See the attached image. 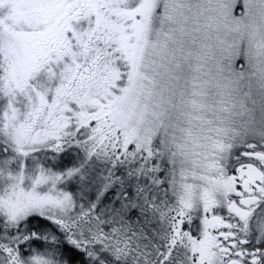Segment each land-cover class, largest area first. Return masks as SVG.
I'll use <instances>...</instances> for the list:
<instances>
[{
    "label": "snow or ice",
    "instance_id": "obj_1",
    "mask_svg": "<svg viewBox=\"0 0 264 264\" xmlns=\"http://www.w3.org/2000/svg\"><path fill=\"white\" fill-rule=\"evenodd\" d=\"M0 264H264V0H0Z\"/></svg>",
    "mask_w": 264,
    "mask_h": 264
}]
</instances>
